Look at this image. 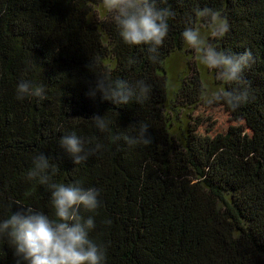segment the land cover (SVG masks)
Returning a JSON list of instances; mask_svg holds the SVG:
<instances>
[{
  "label": "trees",
  "instance_id": "obj_1",
  "mask_svg": "<svg viewBox=\"0 0 264 264\" xmlns=\"http://www.w3.org/2000/svg\"><path fill=\"white\" fill-rule=\"evenodd\" d=\"M169 8V32L156 58L128 46L103 0H0V218L19 206L52 213L50 193L27 178L35 156L57 165L53 181L99 191L90 238L106 264H264V0H157ZM226 21L223 37L213 34ZM193 27L207 42L252 60L239 85L210 87L170 77L168 61L191 54ZM204 33V34H203ZM109 77L149 86L147 98L122 106L87 95ZM21 80L46 98L17 100ZM198 81V82H197ZM246 89L236 107L209 102ZM110 121L105 132L90 121ZM148 126L151 142L129 148L113 137ZM75 132L101 150L75 166L58 146ZM0 264H16L0 238Z\"/></svg>",
  "mask_w": 264,
  "mask_h": 264
},
{
  "label": "clouds",
  "instance_id": "obj_2",
  "mask_svg": "<svg viewBox=\"0 0 264 264\" xmlns=\"http://www.w3.org/2000/svg\"><path fill=\"white\" fill-rule=\"evenodd\" d=\"M105 11L112 16L121 40L128 46H146L151 58L155 59L168 36L169 8L157 6V0H103ZM228 32L227 22H222L213 34L223 37ZM184 42L199 54L200 62L210 70H216L218 78L237 85L243 82V73L252 60V53L245 51L236 56L218 50L207 42L200 31L193 27L182 33ZM149 86L143 81L135 84L127 80H111L109 77L96 79L87 95L112 104L127 106L147 98ZM17 100L46 98L42 85L30 80H21L16 86ZM227 99L233 107L248 99L246 89L212 93L208 100ZM93 126L105 132L110 121L96 116L90 120ZM132 135L115 136L114 141L123 140L129 147L151 142L148 126L140 123ZM58 146L71 159L72 164H86L89 157L101 150V145H89L75 132L61 135ZM57 165L46 154L32 160L27 178L50 193L51 214L32 207L19 206L15 212L9 210L0 218V238H6L13 250L16 264H106V251L89 236L95 223L92 216L87 219L81 212L94 213L99 206V191L84 188L78 182L58 183L53 181Z\"/></svg>",
  "mask_w": 264,
  "mask_h": 264
},
{
  "label": "rangeland",
  "instance_id": "obj_3",
  "mask_svg": "<svg viewBox=\"0 0 264 264\" xmlns=\"http://www.w3.org/2000/svg\"><path fill=\"white\" fill-rule=\"evenodd\" d=\"M204 34V33H203ZM206 39V34L202 35ZM207 40V39H206ZM191 51L189 55L182 56L176 54L168 61V69L170 77L174 78H197L202 84V87H210L212 80H215L210 69L201 64L199 54L192 48H187ZM218 79V76L216 77ZM198 82V81H197Z\"/></svg>",
  "mask_w": 264,
  "mask_h": 264
}]
</instances>
